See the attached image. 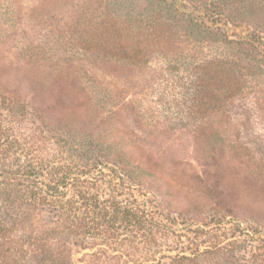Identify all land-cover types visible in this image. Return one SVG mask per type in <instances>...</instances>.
I'll list each match as a JSON object with an SVG mask.
<instances>
[{
    "label": "trees",
    "instance_id": "obj_1",
    "mask_svg": "<svg viewBox=\"0 0 264 264\" xmlns=\"http://www.w3.org/2000/svg\"><path fill=\"white\" fill-rule=\"evenodd\" d=\"M100 15L93 41L75 24L84 56L128 84L92 78L82 101L56 104L63 115L48 127L43 163L0 151V264H160L157 234L175 227L219 251L216 188L226 169L203 175L191 161L219 149L230 152V181L262 173L264 151L242 136L253 118L264 122V0H111ZM34 61L42 79H77L62 61L48 70ZM205 202L218 222L207 221ZM248 229L232 235L242 248ZM263 251L254 247L250 264H264Z\"/></svg>",
    "mask_w": 264,
    "mask_h": 264
},
{
    "label": "rangeland",
    "instance_id": "obj_2",
    "mask_svg": "<svg viewBox=\"0 0 264 264\" xmlns=\"http://www.w3.org/2000/svg\"><path fill=\"white\" fill-rule=\"evenodd\" d=\"M110 7L111 0H0V151L19 154L23 161L31 158L43 163L52 146L48 140L51 134L48 127L51 122L61 120L63 115L55 109L56 104L82 101L78 90L87 84L93 86L89 80L97 79L108 87L128 84L125 79H119L121 76L104 71L84 56L79 31L74 28L75 24L80 29L85 28L87 40L93 41L96 38L95 23L102 18L100 12L109 11ZM229 31L240 33L234 27ZM27 44L36 45L31 54L25 52ZM37 57L47 63L44 66L47 70L56 61H62V67L77 75V79L71 82L65 79L63 83L58 79H42L38 71L43 66L39 67V62L34 61ZM144 76L137 74L136 84L141 83L140 77ZM251 129V136H242V140L259 144L264 151V122L253 118ZM208 152L207 158L197 163L198 166L191 161L199 173L205 175L204 170L213 172L218 166L228 169L225 163L230 157L229 151L223 156L219 149H208ZM257 166L262 173L251 176L256 179L253 181L239 179L235 183L230 181L226 170L221 171L215 206L221 209L220 225L213 228L215 234L221 236L219 251L209 242L199 243L202 238L191 232L193 230L175 227L168 236L157 234L160 237L158 248L164 255L160 264H168L169 256L176 254L195 256L198 264H230L229 260L231 264L232 261L233 264L251 263L253 248H260L264 243V160ZM255 183H261L262 188L257 184L254 186ZM202 205L205 209L202 211L208 214L207 221L212 218V223L218 222L214 218L216 215L208 211L212 205L206 202ZM37 215L47 220L46 212ZM238 220L240 227L250 230L251 237H245L250 241L246 242V248L237 242ZM164 221L168 220L164 218ZM191 241L193 244L189 243Z\"/></svg>",
    "mask_w": 264,
    "mask_h": 264
}]
</instances>
